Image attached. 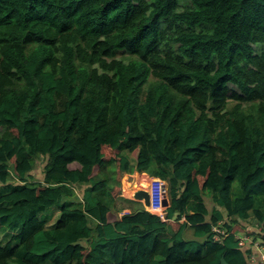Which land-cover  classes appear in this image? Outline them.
<instances>
[{
    "label": "trees",
    "instance_id": "16d2710c",
    "mask_svg": "<svg viewBox=\"0 0 264 264\" xmlns=\"http://www.w3.org/2000/svg\"><path fill=\"white\" fill-rule=\"evenodd\" d=\"M190 2L0 0V264H248L211 227L264 238V0ZM134 171L164 220L118 216Z\"/></svg>",
    "mask_w": 264,
    "mask_h": 264
},
{
    "label": "built area",
    "instance_id": "2783aa9c",
    "mask_svg": "<svg viewBox=\"0 0 264 264\" xmlns=\"http://www.w3.org/2000/svg\"><path fill=\"white\" fill-rule=\"evenodd\" d=\"M146 190L149 192V206L146 205L147 211L158 216L161 220H164L168 207L167 204L170 203L167 182L159 177H152L149 181V187ZM223 220L217 221L212 225L211 240L213 242L222 243L226 236L232 234L238 246L248 251V264H264V238L262 237V232L258 230L256 236H254L252 234L254 230L249 226H245L243 229L231 233L230 230L224 226ZM256 221L259 223L257 219ZM245 223L246 222H244V225ZM255 226L259 227L260 223Z\"/></svg>",
    "mask_w": 264,
    "mask_h": 264
},
{
    "label": "crops",
    "instance_id": "0c3cea01",
    "mask_svg": "<svg viewBox=\"0 0 264 264\" xmlns=\"http://www.w3.org/2000/svg\"><path fill=\"white\" fill-rule=\"evenodd\" d=\"M136 173H139L140 175H147L148 178H147V185L144 187V188H147L149 187V181H150V178L154 177V176H151L150 174H148L147 172H139V171H134L133 173H124V174H127L129 175V181H127L128 185H125L123 186L122 185V178H123V175H122V178H121V191L118 193V197L116 198L115 200V205L117 206H120L118 209V216L121 217V215H123L124 213H130V212H133L137 209H140L142 208L143 210H147L146 206L143 204L142 201L138 200V199H135L133 198V196H131V193L129 191L130 187L132 184H136L140 181L141 177H137L135 174ZM143 177V176H142ZM123 187V188H122ZM139 187H142V186H139ZM138 188H136L135 190H137ZM81 200V197L77 194V201H74V202H78ZM119 203H121V205H119ZM134 206H137L135 207V209H133L132 207ZM57 206H53L49 212L52 213V217L50 218L49 222H48V226H51L53 224L56 223L57 219H58V216L60 214V211H59V208ZM55 211H58L56 214L54 213ZM191 230V236L192 235V229L189 228Z\"/></svg>",
    "mask_w": 264,
    "mask_h": 264
},
{
    "label": "rangeland",
    "instance_id": "374dc122",
    "mask_svg": "<svg viewBox=\"0 0 264 264\" xmlns=\"http://www.w3.org/2000/svg\"><path fill=\"white\" fill-rule=\"evenodd\" d=\"M180 1V6H181V8H183V7H185V6H187V5H190L191 4V2H190V0H179ZM254 48H255V50L258 52L259 51V47L258 46H256V45H254ZM122 57L123 58H125V60L127 61V60H129V56L128 55H126V54H123L122 55ZM229 87H230V89H232V90H236V91H239L238 90V88L236 87V85H234V84H232V83H229ZM42 169H41V167L40 166H38L36 169H34L33 170V175L35 176V178H38V179H40L42 176ZM124 181H125V178H124ZM127 181H129V178H127ZM139 186V185H138ZM139 189V188H138ZM81 190H82V187H76V195H74L73 197H69L68 199H70V200H74V201H77V194L80 196V194H81ZM117 197H118V195H117ZM116 197V198H117ZM134 198V197H133ZM136 199V198H135ZM205 201H206V203H207V205L210 207L211 205H212V202L210 201V199H209V197L208 198H205ZM119 205H121V203H119ZM120 206H117L116 205V208L117 209H120L119 208ZM135 207H137V206H134V207H132L133 209H135ZM57 208V207H56ZM218 209H221L220 207H217ZM58 211H55L54 213L56 214ZM241 220H238V222H240ZM256 224H259L257 221H256V219L255 218H253V217H251V218H249V219H247V221H246V223H245V226L247 227V226H249L250 228H252L253 230H254V233H252L254 236H256V233L258 232V230H259V228H260V226L259 227H256L255 225ZM244 226V227H245ZM191 230L188 228L187 230H186V236L187 237H191ZM261 232H263V231H261ZM12 232L11 231H1L0 230V244H3L4 242H6L11 236H12Z\"/></svg>",
    "mask_w": 264,
    "mask_h": 264
},
{
    "label": "water",
    "instance_id": "95a60500",
    "mask_svg": "<svg viewBox=\"0 0 264 264\" xmlns=\"http://www.w3.org/2000/svg\"><path fill=\"white\" fill-rule=\"evenodd\" d=\"M133 197L142 201L145 206L149 204V195H148L146 189H144V188H139V189L135 190ZM167 205L169 206V204H167ZM141 211H143L142 208L137 209L135 213H138ZM220 264H231V263L227 262L225 260L224 256L222 255L220 258Z\"/></svg>",
    "mask_w": 264,
    "mask_h": 264
},
{
    "label": "bare ground",
    "instance_id": "6f19581e",
    "mask_svg": "<svg viewBox=\"0 0 264 264\" xmlns=\"http://www.w3.org/2000/svg\"><path fill=\"white\" fill-rule=\"evenodd\" d=\"M136 188H144V187H139V186H138V183H136L135 185L132 184L131 187H130V189H129V191H130V193H131V196H133V194H134ZM144 189H147V188H144ZM146 191H147V193H148V195H149L148 190H146ZM147 206H149V204H148Z\"/></svg>",
    "mask_w": 264,
    "mask_h": 264
}]
</instances>
